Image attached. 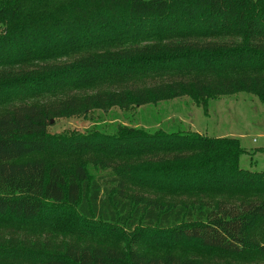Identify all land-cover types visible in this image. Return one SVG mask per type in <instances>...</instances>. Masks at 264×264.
<instances>
[{"label": "trees", "instance_id": "1", "mask_svg": "<svg viewBox=\"0 0 264 264\" xmlns=\"http://www.w3.org/2000/svg\"><path fill=\"white\" fill-rule=\"evenodd\" d=\"M240 92L264 104V0H0V264H264L238 137L49 129Z\"/></svg>", "mask_w": 264, "mask_h": 264}, {"label": "rangeland", "instance_id": "2", "mask_svg": "<svg viewBox=\"0 0 264 264\" xmlns=\"http://www.w3.org/2000/svg\"><path fill=\"white\" fill-rule=\"evenodd\" d=\"M118 126L146 131L159 128L165 131L178 130L207 137L235 136L248 150L241 157V165L244 168L264 170V104L252 94L240 92L212 100L208 111L189 98L128 110L119 107L108 112L96 110L85 116L58 118L49 129L57 135L89 136L95 133L111 135ZM11 224V221L0 220V225ZM0 231L4 234L9 232L4 228ZM215 258L224 261L221 254Z\"/></svg>", "mask_w": 264, "mask_h": 264}]
</instances>
